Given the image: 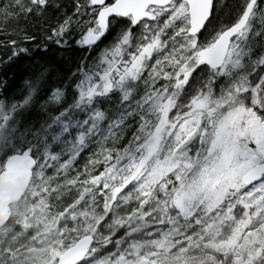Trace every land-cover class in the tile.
<instances>
[{
    "label": "snow or ice",
    "instance_id": "1",
    "mask_svg": "<svg viewBox=\"0 0 264 264\" xmlns=\"http://www.w3.org/2000/svg\"><path fill=\"white\" fill-rule=\"evenodd\" d=\"M0 53V264H264V0H0Z\"/></svg>",
    "mask_w": 264,
    "mask_h": 264
},
{
    "label": "rangeland",
    "instance_id": "2",
    "mask_svg": "<svg viewBox=\"0 0 264 264\" xmlns=\"http://www.w3.org/2000/svg\"><path fill=\"white\" fill-rule=\"evenodd\" d=\"M3 239V237H0V240H2Z\"/></svg>",
    "mask_w": 264,
    "mask_h": 264
},
{
    "label": "trees",
    "instance_id": "3",
    "mask_svg": "<svg viewBox=\"0 0 264 264\" xmlns=\"http://www.w3.org/2000/svg\"><path fill=\"white\" fill-rule=\"evenodd\" d=\"M0 54H2V53H0ZM9 74H11V73H9Z\"/></svg>",
    "mask_w": 264,
    "mask_h": 264
}]
</instances>
